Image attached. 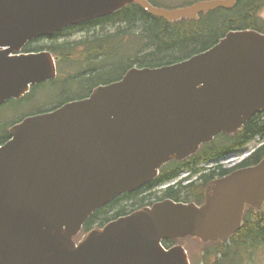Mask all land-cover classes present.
Segmentation results:
<instances>
[{
	"label": "water",
	"instance_id": "1",
	"mask_svg": "<svg viewBox=\"0 0 264 264\" xmlns=\"http://www.w3.org/2000/svg\"><path fill=\"white\" fill-rule=\"evenodd\" d=\"M240 0L168 10L148 0H0V105L57 77L39 38L138 6L170 23ZM264 112V35L231 31L209 50L159 68H132L80 101L14 125L0 148V264H190L166 240L224 242L245 206H264V160L215 182L204 205L165 200L74 238L110 202L150 184L172 161Z\"/></svg>",
	"mask_w": 264,
	"mask_h": 264
},
{
	"label": "trees",
	"instance_id": "2",
	"mask_svg": "<svg viewBox=\"0 0 264 264\" xmlns=\"http://www.w3.org/2000/svg\"><path fill=\"white\" fill-rule=\"evenodd\" d=\"M149 1L159 8L175 9L192 5L200 0L172 8ZM262 6H264V0H241L233 10L218 9L207 15H200L196 21L183 20L176 23L150 16L140 7L127 6L111 17L69 28L55 37H64L71 32L85 33V30L88 32L97 26H113L114 32L95 33L79 41L51 45L53 39L50 44H41L39 47L31 44L27 50L46 49L58 56L61 76L53 82L55 85H58L64 77H67L66 79L74 77L68 72L72 67V61L78 60L84 63L81 65L84 67L80 74L81 84L84 86L87 84L88 89L91 90L101 83L109 84L119 80L130 67L156 68L181 62L211 48L230 31L248 29L264 33V24H261L262 19L258 13ZM211 38L214 41L208 43L207 40ZM129 45L135 49L120 61L123 63L124 60L127 64L121 75L115 79L101 81V77L107 73L108 58H114L118 54L114 46L122 51L124 49L128 51ZM8 139L9 137H6V140ZM255 140H260L262 146L241 163L239 168L256 165L264 159V113L254 116L233 136L217 137L215 141L203 146L188 160L170 163L161 171L158 179L147 188L161 187L176 180L184 170H189L192 177H199L198 182L187 185L184 181L179 182L163 190L161 198H170L176 202L199 203L204 198V189L211 176L230 172V169L221 165L209 168L205 165L210 161H220L224 157L232 156ZM122 199H125L129 205L122 207L114 214H111L112 210H109L114 204L99 211L87 222L85 231L91 230L96 225L103 226L119 216L128 215L148 201V198L142 201L137 199L134 193L125 195L114 203ZM201 260L202 264H264V209L260 213L250 209L242 229L231 242L205 245L201 252ZM258 260L260 263H257Z\"/></svg>",
	"mask_w": 264,
	"mask_h": 264
},
{
	"label": "rangeland",
	"instance_id": "3",
	"mask_svg": "<svg viewBox=\"0 0 264 264\" xmlns=\"http://www.w3.org/2000/svg\"><path fill=\"white\" fill-rule=\"evenodd\" d=\"M152 1L157 3L160 6L162 5V6L170 7V8L177 7V6H183L185 4L195 2V0H152ZM258 13L262 19L261 24H264V6H262L260 8ZM114 31H115V27H113V26H105V27L104 26H97V27H94L91 31L86 32V30H85V33L84 32H72L71 34H68L69 37L57 39V41L53 42V44L51 42H43V43H45V44L51 43V45H54L56 43H61V42L79 41V40L83 39L84 37H86V38L90 37L95 33L102 34V33H111ZM212 41H214L213 38L207 40L208 43H210ZM114 49H117L118 54L114 58L113 57L108 58V60L106 62L107 73H105L101 77V81L102 80L115 79L116 77H119L127 65L126 61L123 60V63H120V61L123 58H126L130 54L131 50L135 49V47H131L129 45L128 51H127V49H124L122 51V50L118 49L117 46H114ZM83 64L84 63H81L78 60L72 61L73 66H81ZM73 69H75V68H73ZM82 69H84V67ZM68 72H70L71 75H73V76L74 75L76 76V74H77V71H73V70H70ZM80 84H81V80L79 78H75V79H70L68 82H66L63 85V87L58 85L59 87H57L55 89H52V87H50V86L45 88V89L38 87L34 90L35 95H34L33 99H31V100L25 99L24 101H21V102H11V103L1 107L0 108V122H1L0 124H2V127L0 128V135L6 134L8 128L12 124L20 121L24 117L30 116L31 114H34V113L41 111V110L50 109L55 104H58V103L60 104L68 98L79 97L81 94L85 93L88 89L85 87L81 88ZM85 86L87 87L88 85L85 84ZM259 145H260L259 140H256V141L252 142L251 144H249L248 146H246L244 149H242L239 153L234 154L232 156H228L225 159H221V161L226 162L225 163L226 166L231 165V164H228V162L232 161V160H228V159H231V158L236 159V157H238V156H240V157L247 156L250 153H252ZM240 157H238V158H240ZM215 162H217V161H210L209 163L206 164V166L209 167V166L215 164ZM159 191H162V188H155L151 191H148L147 194L144 195V197L151 200L156 196H160V194L158 193ZM119 205L120 204H117V206H118L117 208H119ZM178 244L182 245L187 250V252L190 256L191 264H202L201 252L204 249V245H202L199 240L187 238L185 240H182ZM257 263H260V261L258 260Z\"/></svg>",
	"mask_w": 264,
	"mask_h": 264
},
{
	"label": "flooded vegetation",
	"instance_id": "4",
	"mask_svg": "<svg viewBox=\"0 0 264 264\" xmlns=\"http://www.w3.org/2000/svg\"><path fill=\"white\" fill-rule=\"evenodd\" d=\"M230 173H227V174H224V175H221V174H219V175H212L211 177V179L209 180V182H208V184L206 185L207 186V190L210 188L211 189V191H210V193H212V188L214 187V184H215V181L216 180H218V179H220V178H223V177H225V176H228ZM195 182V181H194ZM145 189H143L141 192H139L137 195L139 196V197H142V196H144V195H146L147 194V192L148 191H144ZM207 190H206V193H207ZM249 208H248V206L246 207V209H245V213H246V210H248ZM250 210V209H249ZM245 216H246V214H244V219H245ZM244 219H243V221H244ZM236 236H234L233 238L231 237V240H229V242H231L234 238H235Z\"/></svg>",
	"mask_w": 264,
	"mask_h": 264
}]
</instances>
